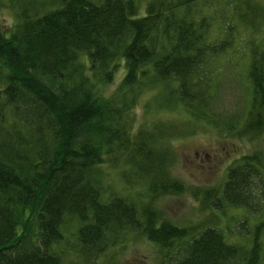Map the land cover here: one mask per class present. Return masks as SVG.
Wrapping results in <instances>:
<instances>
[{
  "label": "trees",
  "instance_id": "obj_1",
  "mask_svg": "<svg viewBox=\"0 0 264 264\" xmlns=\"http://www.w3.org/2000/svg\"><path fill=\"white\" fill-rule=\"evenodd\" d=\"M219 1L153 0L140 16L137 0H0L16 8L17 18L12 27L0 23V264H65L57 247L69 217L80 224L76 239L86 258L132 231L166 249L165 264H264L257 234L245 250L215 228L192 235L160 220L149 203L138 208L119 193L106 197L95 177L105 157L117 161L125 149L155 173L160 190L181 191L151 139L131 136L125 111L142 87L159 81L172 85L190 114L210 117L218 91L210 67L234 45L227 32L210 39V12ZM254 9L236 0L232 15L254 30L264 23ZM248 50L252 101L243 128L252 131L264 124V41ZM122 67L121 93L106 98ZM226 176L214 205L254 217L264 196L258 155H245Z\"/></svg>",
  "mask_w": 264,
  "mask_h": 264
},
{
  "label": "rangeland",
  "instance_id": "obj_2",
  "mask_svg": "<svg viewBox=\"0 0 264 264\" xmlns=\"http://www.w3.org/2000/svg\"><path fill=\"white\" fill-rule=\"evenodd\" d=\"M151 1L137 0L140 16L145 15ZM234 1L214 3L210 12L213 16L210 17L213 23L210 39H221L226 32L234 34L232 48L217 57L210 67L218 83L216 98L208 107L210 117L200 119L190 114L177 104L172 85L159 81L142 87L134 104L125 111L131 136L138 132L145 134L144 139H151V149L162 160L168 177L181 184V191L160 190L155 173L151 170L145 172L141 163L125 155V149L116 152L115 155H122L117 161H113L115 158L111 156L110 159L105 157L104 163L95 167V177L106 197L119 193L138 208L149 203L160 220L188 228L192 235L206 227L215 228L223 233L227 242L245 250L252 246L255 234L264 247V230H256L264 221V196L258 195L263 202L260 210L253 212L254 217L249 216L248 210L213 203L215 198L221 197L229 168L245 155H258L261 178L264 179V124L259 130L246 131L243 128L252 101L251 85L247 80L248 48L264 41V23L252 30L239 22L232 15ZM246 1L259 10V15H264V0ZM16 20V8L9 2H0V23L8 28L15 25ZM125 71L122 67L113 83L105 89L106 98L118 97L121 93L119 88ZM117 102L122 103L120 100ZM126 157L130 159L125 160ZM150 166L156 168L155 165ZM247 218L251 222L248 225L244 222ZM79 225L69 217L61 226L65 237L57 250L65 264L166 263V249L152 243L143 233L132 231L119 232L116 243L105 252L97 258H86L76 239ZM28 232L33 239L36 238L34 229Z\"/></svg>",
  "mask_w": 264,
  "mask_h": 264
}]
</instances>
